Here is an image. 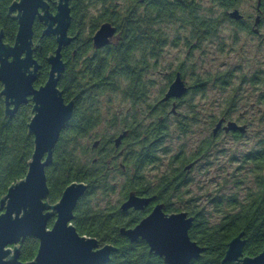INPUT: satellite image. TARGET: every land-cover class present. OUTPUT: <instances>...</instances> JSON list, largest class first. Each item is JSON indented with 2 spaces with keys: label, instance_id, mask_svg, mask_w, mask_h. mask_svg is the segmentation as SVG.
<instances>
[{
  "label": "trees",
  "instance_id": "trees-1",
  "mask_svg": "<svg viewBox=\"0 0 264 264\" xmlns=\"http://www.w3.org/2000/svg\"><path fill=\"white\" fill-rule=\"evenodd\" d=\"M13 1L0 0V25L10 43L17 32V23L7 16ZM141 1L71 0L73 18L69 33L79 35L63 50L67 68L59 86L65 100H74L75 107L72 119L55 147L53 163L46 169L51 203L58 202L72 183L90 185L77 204L73 224L81 235L113 242L111 244L118 251L108 264L165 262L151 254L146 243H128L118 233L123 224L118 207L107 203L118 188L107 172L110 154L103 150L113 142L120 128H129L130 134L125 139L130 151L128 167H135L138 172L126 181V192L122 197L134 189L140 194L162 192L168 201L174 197L181 202L186 200L187 192L183 191L186 183L176 180L180 171L173 163L176 158H171L169 164H163V160L173 152L177 140L187 137L191 126L180 120L181 124L172 132L169 125L161 124L157 119L148 124L146 118L151 116L150 92L153 86L148 75L154 69L152 61L159 59L170 40L166 27H177L175 32L177 30L179 34L185 31L191 44L216 37L222 23L214 18L217 15L213 7L206 8L201 0ZM242 3L243 0L212 1L216 8L225 11L220 19ZM98 6L101 9L97 15L91 8ZM104 21L114 24L118 32L109 46L96 51L92 46V35ZM42 29L40 23L35 24V39H40ZM56 48L54 37L42 39V47L36 53L44 68L41 82L48 77L47 58ZM251 84L255 82L252 80ZM114 106L119 109L114 110ZM26 115L24 113L20 118L23 126L28 121ZM261 123L264 125V119ZM24 134L25 131L23 134L14 130L4 134L0 131L3 142L0 150V200L12 184L27 174L34 144L33 139ZM97 139H101V147L93 151L91 146ZM213 143L212 139H207L201 144L199 152L203 158L210 157L215 147ZM152 166L164 168L155 180L145 175ZM233 172L230 179L225 178L222 188L231 186L234 193L220 195L218 191L204 201L198 199L199 205H195L201 209L194 212L196 222L190 236L205 252L192 264H231L223 263L228 244L242 232L246 239L245 256L255 257L264 250V144L258 153L253 152L250 163ZM249 181L253 186L244 188ZM38 249L36 239H27L22 243L20 260H34Z\"/></svg>",
  "mask_w": 264,
  "mask_h": 264
},
{
  "label": "water",
  "instance_id": "water-1",
  "mask_svg": "<svg viewBox=\"0 0 264 264\" xmlns=\"http://www.w3.org/2000/svg\"><path fill=\"white\" fill-rule=\"evenodd\" d=\"M49 1L17 0L12 3L9 14L19 25L13 46L4 43L3 32L0 31V81L5 86L1 95L6 96L7 114L13 116L18 107L27 102L28 96H32L34 102L33 117L28 124L29 135L34 136V151L27 174L12 184L0 200V264H108L111 255L118 249L111 244L100 247L95 238L81 236L72 223L77 204L88 186L72 183L65 189L59 202L51 204L48 201L50 189L46 169L53 163L55 147L68 127L75 107L74 100L67 102L64 92L59 88L66 69L62 50L74 40L68 34L72 21L70 0H58L55 14L50 11ZM260 5L261 0L258 1ZM229 15L236 20L243 18L238 10ZM37 19L46 27L43 36H55L57 41V49L47 60L50 66L48 79L39 89L33 87L40 68L33 57L40 45H34L33 41V28ZM259 22L260 17H257L255 24ZM115 33L116 28L112 24L101 25L93 37L94 48L101 49L109 45ZM185 93L184 83L178 76L163 101L180 98ZM10 104L15 108L11 110ZM221 126L222 123H219L215 134ZM224 129L227 132H243L245 127L229 122ZM126 135L124 133L115 140L117 147ZM152 200L131 193L121 209L142 210ZM163 208V205L156 206L135 228H122L121 235L131 242H137L140 238L146 241L150 253L162 258L165 264H191L198 260L205 249L192 242L188 235L193 218L187 219L186 213L168 217L163 213ZM54 217L56 220L50 228L49 222ZM244 236L242 232L229 242L223 263L264 264V250L255 257L244 255ZM28 238L37 239L39 249L34 260L22 262L21 245Z\"/></svg>",
  "mask_w": 264,
  "mask_h": 264
},
{
  "label": "flooded vegetation",
  "instance_id": "flooded-vegetation-1",
  "mask_svg": "<svg viewBox=\"0 0 264 264\" xmlns=\"http://www.w3.org/2000/svg\"><path fill=\"white\" fill-rule=\"evenodd\" d=\"M15 1H17V0H14L13 2H15ZM57 1L58 0H50L49 1L50 11L53 14L56 13ZM91 1L102 2L103 0H101V1L100 0H91ZM212 1H214V0H208V3H210L209 6L213 7L214 11L219 9L213 5L214 3L212 4ZM245 1L246 0H243V3ZM258 1L259 0H256L255 5L252 4L253 10H252V13L250 15L244 14L239 8H232V9L227 11V14H228L227 17L223 16V18L220 19V15L215 16L214 17L215 19L220 20L222 22L221 25L219 26V32H218L216 37L207 39L205 41H196L194 43L189 44L190 41L186 37L187 33L181 32V34H179L176 30L175 40L171 39L172 41H169L167 43V45L168 44L176 45L177 43L175 44L174 43L175 41H178L180 39L181 40L184 39V40H186V42H184V40H183V44L186 45V43H187L189 48L196 47L197 49H201L202 45H204V44L210 45V44H213L212 43L213 41H214V43L216 41H218V38L220 40V38H221L220 33H221L222 25H224V24L230 25L232 27V34H231L230 38H231V41L234 43V46L231 47V53L234 52L236 55L240 56L239 59H240L241 63L238 65L239 70L240 71L249 70L250 72H253V73H250V75L241 76V84H245L249 87L250 95H247L248 91L246 92V95H244V96L239 95V92H237V90H235V93L232 96H230V98L228 99L229 101L228 100L226 101L225 109L222 111V113L218 117H216V116L211 117L210 121H205L206 113L199 111L198 106H196L192 101L188 100L189 98H191V100H192L194 95L198 96L199 99L204 97L205 85H207L211 82L210 77L204 78L200 75H197L196 78H193L192 80H190L188 78V70L186 67V63H183V62L180 64H175L174 67L170 71H167V72H165V74L162 75V78L164 79L165 84H164L162 90L159 92V94L151 100V102H152V106L150 108L151 116L150 117L147 116V118H146L147 120H149L148 124H150V123L153 124L154 120L157 119V121L159 123H161V124L165 123V124H167V126L169 125L172 132H173L174 130L175 131L177 130V129H175V128H177L176 126L178 124H181V121H182L183 124L191 126V132L187 135V137L193 133H197V134L202 133V132H204L205 129L211 130V135H208L206 138H203V139H198V142L196 143V148L193 152L186 153V151L183 149L184 145H185L183 142H185V139L187 138L186 137V138H184V141L180 145V148H181L180 151L177 154H175L174 153L175 147H174L173 152L168 157V164L171 163V158H176L173 163L176 164L180 170L179 174L176 176L177 182L186 183L184 188H183V191L187 192V195L185 197V199H186L185 201L181 202L176 197H174L171 201H168L164 198V193H162V192H160V193L143 192L142 194H140L134 189H130L128 191L127 195L125 197L124 196L122 197V193L126 192L124 189V185H125L126 181L129 178H131L130 176H134L138 172L135 167L134 168L128 167L129 166L128 165L129 164L128 158L130 155V151H129V148L127 147V145L125 144V141H126L125 139L130 134L131 130L127 127L120 128L117 132L116 137H114V139L112 140L113 142L111 144H109L106 148H104L103 152L106 154H108V153L110 154V157L107 161V166H108L107 172L110 174L109 177H110L111 181L118 188L116 193H115V195H117V199L114 200V198H113L114 196H112V197H110V200L107 201V203H109V205H111L112 207L113 206L118 207V212H119L118 216H120L121 220L123 221V224L119 227L118 233L120 234L121 237L126 239V241H128V243H132V244L146 243V245H147V242L142 240L141 238L137 242H131L127 237L121 235L120 230L122 228H126V229L135 228L146 217H148L153 212L155 207L158 205L164 206L163 213L168 217L172 216V215H178L181 213H186L187 219L193 218L192 226L188 231V235H189L192 242L197 243V241H194L191 238L190 232L193 229V226L196 222V216H195L194 212L199 211L201 208L199 206L198 207L195 206V205H199V203H198L199 200L196 197H194L190 191L187 190V187H188L187 184L189 182H193V179L191 177V173L194 171V169L196 167H198L201 164H204L205 161H211L208 158H203V154H201L199 152V147L201 146V144L205 143V141L207 139H212L215 147H214V150L211 151L209 156L213 157V155L217 152V149H216L217 144L219 143V141H220L219 139H221V137H223V138L224 137H230L232 139L244 138L247 135V133L249 132L251 126L253 125V122H251V120H253L254 116H256L257 114L261 115L259 117L260 134L264 135V125L261 123V120L264 119V0H261L260 6H258ZM141 2L144 3L143 1H141ZM12 3L8 7L7 16L10 20L15 21L17 23V32H18V28H19L18 21L16 19H14L12 16H10V14H9V8L12 5ZM99 6H101V5H99ZM70 7H71V0H70ZM235 10H238L240 12V14L243 16L242 19L236 20V19H233L230 17L229 14ZM13 15H16V13H14ZM71 16H72V8H71ZM257 17H260V22L258 25L255 24ZM36 23H40L43 27L40 39H35V30L33 28V30H34V39H33L34 45H37L38 43H40L39 47L34 51V54H33L34 59L38 62V65L40 66V68L38 69V71L36 73L37 79L33 83V87L35 89H39L40 87L45 85L48 77L45 81L41 82V77L43 75V69L44 68H43V64L36 58V53L42 47V39L43 38L54 37L56 39V37L55 36H43V31L46 28L44 23L39 21L38 19L36 20L35 24ZM105 23L112 24L111 22H108V21H104L102 24H100V26L97 28V30L92 35V46H93V48H94L93 37L96 34V32L100 29L101 25H103ZM35 24H34V27H35ZM71 25H72V21H71ZM112 26L116 28V33H115L112 41L110 42V44L114 41V38L118 32L117 27L114 24H112ZM70 28H71V26H70ZM70 28H69V31H70ZM0 31L3 32L4 43L8 44L10 46H13L15 43L17 32L15 34L14 41L12 43H10V42L6 41L5 29L3 28L2 25H0ZM204 32H205V30H204ZM177 33L179 34V36ZM68 34H69V36L74 38V40L71 42V44L75 41V39L79 35V34H77V35L73 36V35H70V33H68ZM240 42L243 45H245V47L247 48V51H248L247 57L245 56L247 51L245 53H243L239 50L237 51V46H238V43H240ZM56 44H57V41H56ZM109 45H107V46H109ZM69 46H67V47H69ZM107 46H105V47H107ZM67 47H64L63 50ZM105 47H103L101 49H95L94 48V50H96V51L103 50ZM218 49L221 52L223 51V49H221V48H218ZM241 49H242V47H241ZM63 50H62V58H63ZM54 52H52V53H54ZM24 57H25V55L22 56V58H24ZM160 57L158 60L154 59L152 61V64H154V69H152L148 75L150 78V81L153 83V86L151 88V92L155 89V87L157 86V83L159 82V81H157L155 76L157 73H160V71H159V69L161 67V63L159 62ZM47 60H48V58H47ZM63 60H64V58H63ZM10 61H12V58H10ZM47 64L49 66L48 61H47ZM66 68H67V64H66ZM49 71H50V66H49ZM49 71H48V76H49ZM65 71H66V69H65ZM178 76L180 77L181 81L184 83V87L186 88V93L180 98L174 97V98H170L167 101H163V99L166 96L170 86L173 84V82L177 79ZM225 77H227V76L226 75L217 76L215 79V82L221 81L222 84H219V85L214 84L210 87L214 88V86H217V89H219V90L225 89V85L229 84V81L223 80ZM252 80L255 82V84H253V85L251 84ZM4 88H5L4 83L2 81H0V131L2 132V134L6 133L8 130L19 131L22 134L25 131L24 135L26 136V138L31 137L33 139V144H34V136L29 135V129H28V124L30 123V121L33 117V112H32L33 106H34L33 97L28 96L27 102L21 104L18 107L15 114L13 116H11V115L7 114L6 96L1 95ZM59 88H60V86H59ZM151 92H150V94H151ZM253 95H254L253 102L247 104ZM67 102H69V101H67ZM227 102H229L228 107L226 106ZM243 105L249 107L250 110H253L255 107V109L257 111L256 115H253V113L251 114L249 111H247L248 113L242 112V113H239L237 115L238 108H240ZM184 106H188V107H186V111L180 112V110L183 109ZM9 108L12 110L15 108V106L13 104H10ZM24 113L27 114L26 117L28 118V121L25 122V126H23L22 120L20 119L21 115ZM150 121H152V122H150ZM229 122H234L239 127H245L244 131L242 132L240 130H237V131L227 132L224 128L227 126V124ZM219 123H222V126L217 131V133L215 134L214 130L216 129V127L218 126ZM124 133H127V135L121 141V144L117 147L115 144V140L120 135H122ZM1 140L2 139H0V150H1V147L3 144V142ZM101 142H102L101 139H97L96 141H94V143L91 146L92 150L96 151L97 149H99L101 147ZM96 143H98L97 146H95ZM258 144L260 145L259 148H256V149L252 148V149H250V152L244 154L243 156H241L239 158L234 157V163L238 164V168L244 167L246 165V163L251 162V157H252L253 152L258 153L261 149H263L264 139L262 138V140ZM175 146L177 147V145H175ZM215 149H216V151H215ZM97 158H99V155L97 156ZM181 158H185V160L181 161ZM208 164L211 165L212 162H210ZM152 167L156 168V166H152ZM160 169H162V171L160 173V175H161L162 172L164 171V168H160ZM159 176H155L152 178L147 177V178H149L150 180H155V178L159 177ZM86 185L88 186V189H87V191H88L90 185H88V184H86ZM131 193H135L136 196H138L140 198H144V199L153 198V200L150 202V204L147 207H145L142 210H135L134 208H131L127 211H123L121 209V206L128 200ZM189 200H192L191 201L192 203L189 202ZM48 201H49V199H48ZM194 201H197V202L193 203ZM51 204H55V203H51ZM106 209H108V207ZM114 218L115 217L113 215L112 219H114ZM74 219H75V212H74ZM55 220H56V217L52 218V220L49 222L50 228H52ZM81 236H86V235H81ZM86 237L94 238V237H90V236H86ZM28 239H34V238H28ZM95 239L98 241V243H100V247H103L106 244L113 243V242H102L101 240H99L97 238H95ZM111 245H113V244H111ZM149 251H150V248H149ZM151 254H154V253H151ZM112 255H111V257H112ZM157 257H159V256H157ZM194 261H197V260H194ZM194 261H192L191 264Z\"/></svg>",
  "mask_w": 264,
  "mask_h": 264
},
{
  "label": "rangeland",
  "instance_id": "rangeland-1",
  "mask_svg": "<svg viewBox=\"0 0 264 264\" xmlns=\"http://www.w3.org/2000/svg\"><path fill=\"white\" fill-rule=\"evenodd\" d=\"M202 5L206 8L209 7L208 0H201ZM252 4H256V0H246L239 9L244 13L250 15L252 13ZM98 7L91 8V11L94 14H99ZM216 15H223L224 10L217 9ZM220 33V40L213 44H204L202 45L201 49H197L196 47L189 48V46L183 44V40L175 41L173 44H168L160 57L159 62L161 63V67L159 69L160 73L156 74V79L159 81L155 89L151 92V100L159 94L162 90L165 81L162 78V75L165 72L170 71L175 64L186 63V67L188 70V78L192 80L196 78L197 75H200L204 78H211V82L205 85L204 90V97L200 98L196 95L193 96L192 100L189 98L188 100L192 101L196 106H198L199 111L205 112L206 117L205 121H210L211 117H218L222 111L225 109V103L235 93V90L239 92V95H250V89L247 85L241 84V76L243 75H250L249 70H239L240 56L236 55L234 52L231 53V47L234 46V43L231 41V34H232V27L230 25L224 24L221 27ZM175 29L177 27H166L167 32L169 33L170 40H175ZM185 32V31H183ZM186 42V40H184ZM243 42V41H242ZM242 47V49H241ZM218 48L223 49V51H219ZM236 49V48H235ZM241 49V50H240ZM241 51L245 53L247 48L241 42L238 43L237 51ZM248 51L246 52L245 56L247 57ZM226 75L223 80L229 81V84L225 85V89L219 90L217 86L210 87L214 84L219 85L222 84L221 81L215 82L217 76ZM254 95L250 98L249 103L253 102ZM186 107L184 106L180 112H185ZM114 110L119 109L118 106L113 107ZM248 109V110H247ZM249 111L251 114L256 115V109L254 107L253 110H250L247 106H241L238 108L237 115L239 113L245 112L248 113ZM257 114L254 116L253 125L251 126L247 135L242 139H232L230 137H221L219 139V143L217 144V152L213 155V157H209L211 161H205L204 164L199 165L194 169L191 173V177L193 182H189L187 184V190L192 193L194 197L199 200H205L206 198L211 197L213 194L215 195L218 191L221 193L220 195H231L235 191L233 187L227 186L226 189L222 188L225 178L230 179L231 175L234 173L233 171L238 168V164L234 163V157L239 158L244 154L250 152V149L259 148L260 145L258 144L264 135L260 134V124H259V117L261 115ZM103 129L100 128L102 132ZM208 135H211V130L205 129L202 133H193L185 139V142L176 141L174 143L175 151L174 153L177 154L180 151V145L182 142L184 145V150L186 153H191L196 148V143L198 139L206 138ZM89 144V143H88ZM215 149V151H216ZM214 151V152H215ZM213 152V153H214ZM163 164L168 163V158H164ZM212 162L211 165L208 163ZM162 169L158 166L156 168L151 167L149 168L148 172L145 175L149 178L159 176ZM252 182H247L244 185V188L252 187ZM243 190H240L242 192ZM114 200L117 199V195H114ZM206 206V204H204Z\"/></svg>",
  "mask_w": 264,
  "mask_h": 264
}]
</instances>
